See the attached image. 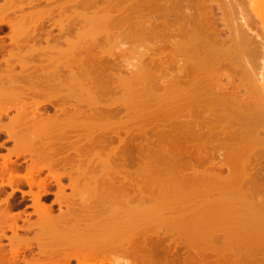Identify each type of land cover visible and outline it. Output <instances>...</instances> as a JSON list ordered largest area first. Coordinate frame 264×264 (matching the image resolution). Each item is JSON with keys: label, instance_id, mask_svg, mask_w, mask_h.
Instances as JSON below:
<instances>
[{"label": "bare ground", "instance_id": "6f19581e", "mask_svg": "<svg viewBox=\"0 0 264 264\" xmlns=\"http://www.w3.org/2000/svg\"><path fill=\"white\" fill-rule=\"evenodd\" d=\"M7 1V5L8 3L14 2L13 6L18 7L16 8L17 10H20V8L21 10H23V5H30L28 8L31 9V11H34L33 9H35V7L39 5L38 3V5L32 6L34 5V3L32 4V2L26 4L24 3L25 0H23V5H20L22 3L21 0H17V2L16 0ZM26 1L34 2V0ZM46 1V4L50 6L51 4H49V0H45V2ZM67 1H65L64 4H66ZM72 1H76V3H74L75 7L77 6V3H80L86 5V8L89 9L87 12L90 13L88 14L87 12H85L87 9L84 8L83 5V9H86L84 10V12L81 7L80 9L74 8L76 10H74V12L77 14V16L79 15L80 18H84V20H86L85 23L87 25V29L88 27L89 29L86 30V26H84L83 24V27L85 28H80L81 31L79 27H77L78 29H76L75 27V30H78L79 32L77 31L78 34L77 32H75L77 37H75L74 40H72V37L71 39L69 38V40H66L67 37H63V40L65 38V42H69V47L64 48V46L62 47L59 42V44L56 43L59 39L62 40V38H58L62 34H60L58 37H53L55 39L58 38V40H54L56 42L50 41L49 39L51 38L46 39L50 37L48 36V34H50L53 30L51 29V23L50 28L45 30L46 33H48L47 35H45V32L43 33V28L42 31L40 29H38V31L39 33L41 31V34L43 33L44 36H42V38L45 43L50 42L51 44V42H53L52 45L56 46L57 49H55L56 47L53 48L52 45L50 46L48 43V46L50 47L46 48L47 44H44L46 48L45 50L43 44L40 41L41 38L39 39V41L42 44V47H40V43H38V41L35 42L39 37L35 36L34 38V35L33 38L35 39V43H33V40H31L32 36L30 35V37H27V33L28 31L30 33V29L33 28L31 25H33V22L36 23L38 19L35 17L32 18V20L36 19V21L34 20L33 22L31 21V18H29L30 21L27 19L28 17H30L27 16L28 14L30 15V10L27 11V14L21 13L23 15H21V17L16 21H13L14 19L12 20L10 18L11 21L9 22V24L12 31L10 30V28H8V31L13 32L12 36L9 37L12 38V42H15H13V47L15 46L16 49L12 48L14 51L19 49L17 51L20 52L21 49L23 51H26V49H28L29 52H26L29 54L31 51L35 52L34 49H38L37 47L40 45L39 47L44 49L42 50L39 48L35 52L36 54H32L35 55L33 56V58L35 57V59L36 56L42 57L39 54H43L44 50L45 55H48L47 51L49 55L52 54H50L49 51L52 52L58 50L57 53L61 51V55L59 56L64 59V67L67 66V71L69 67L72 71L74 70V73H72V71L70 72L69 69L70 74L69 72L63 74L64 72L62 66V68L59 64H57L58 66L56 65L59 68H56L55 65L53 66V64H56V57H59L58 54L55 53L56 51L53 52L56 54V57L54 56L55 54H53L55 60H52V62H48L45 64V61H50V58L48 59L45 55L44 56L45 58H47V60L44 61L43 59L44 62L42 61V65L40 63L41 58H37L38 60H36L40 63L42 68L44 65H46V67L49 65L47 68L44 66V69L49 73L41 68V73L43 70V74L45 72V74H42V76L45 77V75L47 76L48 74L47 78L49 79H47L46 77V79L44 78L46 82L47 80L49 82V80L51 81V78H54L55 80H53L57 83L60 81L62 75H64L63 77L66 78V80L62 77L63 79L60 81L63 84V81L65 83L68 80L65 75H70L71 78L69 76L68 77L70 80H72V82L70 81L69 84L67 83L68 85L64 86V84L62 85L59 82L60 84H57L59 89H56L55 86L53 87V85H51L52 82H49L47 87H45L46 83L42 81V85L44 88L41 87V89H39V87H35L33 85L34 88L26 89L28 86L25 87L26 83L24 82L27 81V78L23 81L25 88L18 87L13 83V85H10L9 82H12L14 80L12 79L8 82L7 79L14 76L17 73V70L14 69L15 74L11 73L14 68L12 67L13 65L11 66L12 69L10 68V70L12 71H8V68L10 67L8 65L9 63H5L9 67L2 64L3 62L1 61L3 60V58L5 61V59H10V56L8 55L9 53L13 54V51H11L10 49L11 47L5 48L4 46H2L9 53L3 52V54H6L5 57L7 58L1 55L3 58H1L2 60L0 59V64H2L3 67L5 66L7 68L3 70L4 72H6L7 70V72L5 74L2 70H0V74L2 73L7 75L8 73H10L8 75L11 77L7 76V78L5 76L7 78L6 79L3 75H0L4 77V81L6 79V81L3 82V80H1L2 77H0V101L4 103L3 101L6 99L5 106L0 102V112L2 113V115L3 113H7V109L11 106L13 107V105H16L17 103L14 102V104H12V102L15 99H21L23 96H29L32 94L31 97L29 96L32 102L29 101V98H23L25 99V103L20 101L21 104H19V102V105H16V110L18 111L20 109V111H18V113L16 111L15 114L10 117L8 121H6L7 123L5 122L4 124V122H2L3 126H0V131H5L6 133H4L9 136H7L8 139L10 138L15 141V144L13 143L15 149L11 148V150L9 148L11 151L8 154L1 155L3 158V160H1L2 164L0 163V178L2 179L1 186L7 183V185L9 184V186L12 188L11 192H13V189H17L15 186L12 187L14 176L19 175L21 177V172L15 173L16 166L9 165V162L7 161L11 158L12 154H14L15 156L23 155L26 158L27 153H29L30 156L27 155L29 156L28 159H30L29 161L32 160L30 163L34 165H30L31 168H29V171L27 170L30 175L27 173L28 180L26 179V182L29 181L31 188L33 186V183L36 186L38 185L37 187L35 186L36 188H38V192L32 190L33 188L31 189L35 193V196L32 197V199L34 200H32V206L34 207L33 213H36L38 217L35 221H31V219L27 218L28 216L25 217V219H23L24 217H22L21 219L23 220V222L27 220L28 223L26 222L27 225L26 223L24 225V223L22 222L23 225H20L18 223V218L21 215H19L18 213H14L15 211L13 212L11 206H9L8 204V196H11L12 193H10L6 197H2V201L0 199V264H20L21 261H23L24 264H72L74 260H76V263L78 264H99V262L101 263L105 261L108 263L116 262L118 264H123V262H125V259H129V262L126 261L127 264H176V262L178 264L181 258V261L187 260V264H195L198 260L201 261V264H264V171H262L264 167V152L260 153L258 150L259 147H256L257 142L263 141L264 143V139H262L263 137L259 135L261 133V127L264 125V112L254 116L251 115L249 111L246 112L249 109H245L246 111H244L243 104H241V101L237 98V92L240 88L239 85L236 86L235 84L234 86L236 87L233 86V89L231 87L232 90L225 85L227 88L226 90L225 87L221 88L222 85H220V87L216 85L218 83V80L216 81V84L214 83V81H212L213 85L207 84L208 79L211 77L210 75L215 74V71H212V69H210L211 67H208L209 62L212 61L211 64L213 67H215L216 65V67H219L218 65L221 61H216H219V55H213L209 57V59L211 58L210 60H205L206 54L207 56L209 55V53L206 52H212L209 51V49L213 47L216 48V46L218 45L221 47L224 42L228 40V37L229 40H235V37L236 39H239L238 42H232L234 44H241L243 42L245 43V45L249 44L250 42L248 40L251 41V39L249 38L251 34H247L250 31L247 21L245 23H243L241 20L239 21L240 23L236 21L235 24L238 26L236 28L232 27L235 29V31H237L235 32L233 31L234 29L231 30L232 28H230V26L232 25L231 22H229L231 21L230 15H226V19L222 16L223 23L229 28L231 32V34H228L227 39L222 40L219 37L220 33L218 27L209 28L212 25H210L209 22L206 23V21L208 20L206 19L208 17L206 15L207 13H210V6L206 7L208 8L207 10H209L206 13L200 11L195 12L194 9L197 8V5L194 2L195 8L192 9L193 11H191V8H189V10L187 9V12L185 14L180 11L181 14L184 15V18H181V25L180 23H177L176 26H174V29L171 28L173 27L172 25L171 27H168V23H166L167 18H169V14L173 11V9L167 7L171 10V12H168L166 15H164V10L161 9L162 11L160 12H164L162 14V17H165L163 19L164 21H166L160 23H162V25L167 24V27H163L164 29L171 28L173 30L177 29L179 31L180 27L184 25L185 21H187L186 23L192 21L196 26V28L195 26L192 27L193 24L192 26H190L191 24L188 25L190 26V28L187 26V28H189L193 32L191 33L190 30V32L187 31V33H190V36H186L188 39L185 36H181L182 34L185 35L186 32L183 33L184 31L180 29V40L182 37L183 38L181 41H178V43H174L173 47L175 48L171 51L172 53L169 52V59H171V62L174 63V61L176 62V58L179 55H183L182 53L185 52L190 54L192 53V57H190L188 61L186 60V66L185 64H182L181 71L179 73L172 76L170 75L171 77H168L165 74V71H167L166 69H168L169 65L167 62L168 58L165 59L167 57L165 53V56L163 55L165 58L161 55L164 51L161 52V54L159 53L157 55L152 54V52L150 51H147V47L144 45V42L148 41L146 39L147 37H145V41L142 40L141 37L140 43H143L144 46H142L146 48L141 50L143 53L138 50V52H140V55L138 54L140 56L138 58L140 59H137L139 61H137L138 64H135L133 70L129 69L130 71L126 72V69V71H124L125 73L123 72V70L121 73L120 69L119 71H117V66L119 68V65L117 64L118 61H116L115 59L116 53L114 55L113 52L114 48H119V46L117 45L119 44V41L116 39L120 38L122 41V39H124V35H130L129 37H127V39L132 40L131 35H133V38L135 39H133L134 42H136V40L138 41L139 38H136L137 36L134 37L135 34H133L132 32L131 34L128 33L129 30L138 32V29L140 28V30H142V33L145 32L148 29L147 26H151V23H148L151 21H149L148 19H152V21L156 19L159 23L157 17L160 16L152 13L149 15V10H151L152 8H160L159 6L165 5L166 1ZM203 1L201 0L202 4ZM229 1L232 2L231 4L233 5L231 6L234 8L233 2L235 0ZM6 2H4L3 5L1 2L0 5L2 6V9H0V24L5 21L6 24H8L7 21H9L6 20L7 18H5V13L7 14L9 10L8 8L11 7L9 5L11 4L8 5V8H5ZM18 2L20 4H17ZM36 2H39V0H37ZM57 2L58 1L55 0V2L53 3ZM50 3H52V1ZM226 4L229 3L226 2ZM220 5L222 6V4ZM225 5H223L224 7H219L220 9H223V11H221L223 12L222 15L225 14L224 8L227 7ZM19 6H22L23 8H19ZM31 6L32 8H30ZM49 6H47V10ZM167 6L169 5L167 4ZM231 6L229 5L228 8H232ZM55 8L56 11H52L53 13L59 10L57 7H54V9ZM167 8L166 10H168ZM44 9L43 11L46 12L47 10ZM64 9H62L61 11V13L63 14L65 10H68ZM77 9L78 11L82 10L81 12L83 13H78ZM131 10H134L133 18H129L127 15V12ZM49 11L45 14H49ZM52 12H50V14ZM31 13L33 14V12ZM34 13L38 15L39 13H42V11L37 12V10H35ZM202 13L204 16L202 15ZM212 13L213 11H211L210 14ZM226 13H228L227 10ZM177 14L178 13L175 12V15ZM39 16L41 17L39 18ZM42 16L43 15L41 14L36 16L40 19V22L38 23H42ZM46 16H48L49 18V15ZM51 16L52 14L50 15V19ZM54 16H52V19ZM233 17L234 16H232V19ZM26 19L29 23L26 21ZM182 19L184 21H182ZM55 20H57L58 22L61 21V19L58 18ZM135 20H143V22H128H133ZM87 22H89L90 26ZM154 22H152V25L154 24ZM78 23L80 24V22ZM203 23H205L206 25L209 24V31L206 30V26V28H204ZM61 24L62 28L64 27L63 29L66 30L65 25L63 26V23ZM117 24L118 26L120 24V28L117 27ZM35 25L37 26V24ZM57 25H60V23ZM114 25L118 30L116 28H113ZM154 25H157V23L155 22ZM177 25H179L180 27L178 26L179 28H176ZM81 26L82 25H80V27ZM125 27H128L127 29H129L127 35L124 31L120 32V30L122 28L124 29ZM153 27L154 26H152V28L150 29H153ZM185 27L183 26V28ZM126 28L125 30H127ZM114 29L118 31L117 34L120 35L118 36V38H116L117 34H115L116 31ZM171 29L168 31H171ZM64 30L61 29L62 32H59L64 33ZM177 30L171 32L177 33ZM66 31L65 34L67 33ZM152 31L153 35L155 34V36H153L152 33L150 34L149 31L151 39L152 37H158V35L156 34L160 31H158L157 29L155 30V33L154 30ZM11 32H9L8 34H10ZM165 32L163 30V33ZM241 32L243 34H241ZM163 33L160 35V37L162 36V38H167L166 36H163L165 35ZM99 34L101 38V35L103 34L105 38L107 37L106 39L104 38V41L108 42H105L107 45L112 43L114 44V46L117 45V47L113 46L114 48H112V45H110V47L107 46L108 48H105V45L103 44L104 46L102 45V49V47L98 46L99 44L97 35ZM145 34L141 36H145ZM50 35H55V33H51ZM231 35H233V38L231 37ZM246 35H249L247 37L249 39H246ZM25 37L28 38L27 41L24 40L27 39ZM88 37L91 39L89 40ZM111 38H113V40ZM165 38L163 39L164 41ZM29 40L32 41L31 44L36 45V43H38V45H36V47L34 48L31 47L30 44L31 48L27 47L23 49L22 46L26 47ZM24 42L26 45L24 44ZM149 42L150 41H148L147 43ZM2 43L4 44L6 42L2 41ZM122 43H124V41ZM140 43H138V45ZM147 43L145 44L147 45ZM57 44L61 47H58ZM119 45H121V43ZM125 45L123 47H125ZM147 46L151 47L153 45L150 46L148 44ZM249 46L251 47V45ZM2 47L0 44V49ZM149 47L148 50H151ZM52 48L54 50H52ZM138 48H140V45ZM187 48H189V51L191 52H188ZM124 49L125 48H123V50ZM40 50H42L43 53ZM94 50H96V52ZM100 50L101 53H98L100 52ZM25 51L22 52L21 55H26ZM18 52H16V54L14 52L15 55L13 56H16ZM149 53H151V55ZM21 55L19 56L20 58ZM32 55H26L28 56L27 58L25 56L21 59H29L30 56L31 59ZM187 55L190 56L189 54ZM242 55L245 54L243 53ZM258 55L259 54H257V56L255 57L256 60ZM71 56L74 57L72 58ZM188 56L185 57L188 58ZM250 56L252 55H249V58ZM20 58H16L18 64H23V66V62H26L25 64H27L28 60L26 59L23 62L19 63V61H22ZM248 59V62L246 63H248V65H251L249 64L250 61ZM10 61L11 63L14 62V60ZM58 61L61 60L58 59ZM227 61L229 63V60ZM69 62L70 64L67 65V63ZM2 65H0V68H2ZM37 65L39 64L37 63ZM37 65L34 66L38 68L37 70H39L40 65ZM71 65L74 67H72ZM29 66L33 65L30 64ZM50 66L52 68H56V71H54V68L53 70H51ZM25 67L26 65L24 66V68ZM48 68L52 73L47 70ZM60 68L62 69L61 71ZM58 69L61 76L59 75V71L57 72ZM23 70L24 69L22 67V71ZM206 70L210 71L207 72ZM31 71L34 72L36 70L32 67L31 70L29 69V76H31L30 81L31 79H33L32 76H34L33 73L31 74ZM27 72L25 71L23 73L28 74ZM71 73L74 75L72 76ZM56 74L60 76V78L58 79L59 81L56 80V78L58 77H54L57 76ZM50 75L53 77L50 78ZM214 77L215 76H212L211 78L215 80ZM228 77L230 78V76ZM211 78L209 79V83ZM6 82H8V84H6ZM56 83H54V85H56ZM204 83L206 86H204ZM241 85H243L242 80ZM30 86L32 85H29V87ZM33 94H37L36 96H38V94H44L42 96H45L47 98V100L45 101L50 103H55L53 99L56 98L57 100H60L61 97L64 100L68 101L69 96L73 95L74 99H70L74 102V109H72L73 111L69 110V106L66 105L67 102H64V100L62 101L61 99L60 101L65 103L66 106H64V104H62L58 100L59 102H56V107H58L60 103L63 105L62 106L60 104V107L58 109L56 108L60 112L56 113V110L54 109L55 111L53 110L52 112L55 113V115H51L48 113V111V114H45L43 111L44 109H42L40 113L39 110L41 108L38 109V106H36L35 103L39 105L41 102L39 101V99H35L36 97ZM64 96L68 97H66L65 99ZM73 96L70 97L73 98ZM32 97L33 99H31ZM43 97H41L40 99H42ZM256 98L259 102L258 97ZM33 100H37L38 102L36 101L34 103ZM26 101H29L27 104H29V106L32 105L33 108H31L32 106L28 108ZM261 101L259 103H261ZM9 103L11 106L6 107V104L8 106ZM33 103L35 105H33ZM25 104L27 106H25ZM55 105L53 106L55 107ZM19 106H21L22 108H18ZM34 106H36V109L34 108ZM258 106H256V108L254 109L260 107ZM232 107L233 110H235L234 112H239V117H236L237 115L235 116L233 112L232 117L231 115L227 114V109L229 108L230 111ZM30 108L32 111V115L30 111H28ZM34 111L38 113H34ZM257 112H259L258 109ZM66 113L68 114L67 116H65ZM62 114L64 115L63 117H61ZM184 115H187V117H185L186 119H184ZM233 117L235 119H233ZM231 121H235V124L233 125L232 123V125H230ZM2 123L0 125H2ZM230 126L233 130L230 128ZM230 129L232 130V132L230 131L231 133L228 132ZM211 137H217L216 140L219 138L217 142L218 146L221 145V147H223L225 145L228 148V152H226V154L229 161L226 168L229 173L227 175H225V173L223 175L221 174V172L214 173V170H210L207 167V169L205 168L204 170H199V168H196L193 164L188 165L187 163L186 165L184 164L186 162L183 161V163L180 161V164H177V162L179 161L178 159H181L182 157L185 161L184 156L196 159L198 161L200 160L199 162H202L201 160L207 153L203 154L202 149L200 150L199 147L209 145L211 143L209 142ZM220 141H222L221 143H223L224 145L221 143L219 144ZM54 145L62 147L66 146L65 149L68 146L69 150L68 148L67 150L69 152H71V149L74 148V151H72L74 154V156L72 154L73 158L71 157V154H65L67 152H63L64 156L62 155V157H65L64 159L68 160V162L67 160L65 162L70 163L69 159L71 158V164H73L74 162L72 166H74L77 162L80 165L83 164L85 166H80L79 164L75 165L77 167L79 166L80 168H73V177L70 175V173L72 172L66 174L67 176L70 175V180L72 179V189H74L75 193L78 194L77 196L74 193V195L77 196V200L73 197H71L70 199L69 195L67 197V195L65 194L66 187L64 184H62L61 176H59L64 170L65 173L68 168L60 169L59 167H57L59 168L58 170L53 166V169L51 165V167L49 166L50 163H46L51 170L49 173L50 175H55V170L60 172L59 175L58 173H56L57 175H55V178L54 176L51 177L54 179L57 178L55 182H57V187H59L57 189L56 198L54 200H56V202H59L60 206L61 204H64L67 207L66 210H61L59 214H55L53 212L52 204L42 200V193L44 194L49 191L47 182L45 183V180L37 182L38 180H41L38 178L37 180L34 179V182V175H32L33 170H37L39 169V167L43 168L45 166V163L43 164L45 160H43V162L39 160H42L45 157H49L50 160H47L51 162V156L53 154L56 156L58 155L56 153H60H53L56 150L54 148ZM196 147L198 148L196 149ZM138 150L140 151V154L142 156L137 154ZM56 151H58V149ZM50 153H52V155H50ZM65 155H70V157H66ZM137 156L141 158L143 157V161H139V159L142 160L139 157L138 161H136ZM52 157L54 160L55 157ZM148 157L150 158L148 159ZM57 158H60L59 155L56 156L55 159ZM116 158L119 162L116 161L118 164L115 163L114 165ZM64 159H57L58 161H56L55 163H61V161ZM25 160L27 161V158ZM47 160L46 162H48ZM162 160L168 162V166H170V164L171 166L168 167L164 165L162 163ZM11 161H13L12 158ZM131 161L133 162V164L137 162L136 165H134L135 167L133 168V170L128 166L129 162ZM139 162H141V164H139ZM52 163H54V161ZM86 163L89 164L90 167L89 165H85ZM93 164L97 165L91 167V165L93 166ZM182 164H184L185 166ZM35 165L36 167H34ZM72 166L69 167L72 168ZM47 167L46 169L48 171ZM190 167L191 169H188ZM184 168L187 169L184 170ZM52 169L54 171H52ZM138 170L140 173L136 172ZM13 171L16 174H14V176L12 175ZM69 171H67V173ZM121 171H123V173ZM5 173H8V179H5L6 181L3 180V176ZM121 173L125 174L122 176V179L121 177L119 178ZM136 173L139 174L136 175ZM82 178L85 179L83 180ZM81 179L84 182L81 183ZM31 194L33 195V192ZM7 229L11 230L12 234L10 233V235H7ZM21 231H24L25 234ZM30 231H34L33 236H29V234H26ZM4 237L8 239L7 241L9 242V248L8 246H5V242L3 243ZM182 247L185 250L183 249L181 251H184L185 254H182L181 257L179 253L180 248ZM35 248H37V250ZM26 251H29L31 255L29 254V256H27V254H25ZM121 259L124 261H122ZM200 261L196 264H200Z\"/></svg>", "mask_w": 264, "mask_h": 264}, {"label": "rangeland", "instance_id": "374dc122", "mask_svg": "<svg viewBox=\"0 0 264 264\" xmlns=\"http://www.w3.org/2000/svg\"><path fill=\"white\" fill-rule=\"evenodd\" d=\"M7 1V0H6ZM5 0H0V5H1V2H2V5H3V3L4 2H6ZM35 1V0H34ZM37 1V0H36ZM52 2H55V0L53 1V0H51ZM50 0H49V2H51ZM58 2V5L60 4V5H62V9H64V7H65V9H68V10H65V12H64V15H65V18H66V20L64 21L65 22V24H64V22H63V26L65 25V28H66V30H64L63 28H62V26H60V28L62 29V30H64L63 32H64V34H65V31L67 32L66 34H67V36H65V37H67L66 38V40H69V38L71 39V37L73 38L72 40H74V38L75 37H77V35H76V33L75 32H77L78 30H75V27H76V29H78L77 27H79V29L81 28V29H83V28H85V27H83V24H84V26H86V30H88L89 29V27H88V29H87V25H86V23H85V21L86 20H84V18H80V16L78 15L77 16V14L74 12V8H79L80 9V7L83 9V6H84V8H86V5H84V4H80V3H77V6L75 7L74 6V3H76V1H72V0H70V1H72V2H70L69 0V2L67 1V0H65V1H67L66 2V4H64L65 3V1H59V0H57ZM166 1V4L165 5H162V6H159L160 8H158V9H154V8H152L151 10H149L150 12H149V15L152 13V14H155V15H157V16H160V17H157V19L159 20V23H158V21L156 20V19H154L153 21H152V19L150 20V19H148L149 21H151V22H148V23H151V26H147V24H146V26L148 27V29L145 31V32H143L144 34L145 33H147V34H145V36H141V35H144L143 33H142V30H140V28L138 29V32H136V31H132V30H129V29H127L126 27V29L127 30H125V28L123 29H121L120 30V32H122V31H124V32H126L125 34L127 35V32H128V30H129V32L128 33H130L131 34V32L133 33V34H135V36L134 37H136V38H139L138 39V41L136 40V42H134V38H133V35H131L132 37H131V39L133 40H128L127 39V37H129L130 35H127V36H125L124 35V39H122V41H121V39L119 40V39H116V40H118L119 41V44L121 43V45H119V44H117L118 46H119V48H121V46L124 44L125 45V47H123L122 46V50L121 49H119V48H114L115 46L117 47V45H115L114 46V44H109V45H107L106 43H108L107 41H104V34L103 35H101L102 36V38L100 37V34L99 35H97V40H98V46H100V47H102V49H103V46L105 47V48H108L107 46H109L110 47V45H112V48H114L113 49V52H114V55H115V53H116V55H115V59H116V61H118V65H119V68H118V66H117V71H119V69H120V72L122 73V70H123V72L124 71H126V69H127V71L126 72H128V71H130L129 69H134V66H135V64L137 63L138 64V60L140 59V58H138V57H140L139 55H140V52H142L141 50H143V49H145L146 47V49H147V51H150V52H152V54H155V55H157V54H161V52H163L161 55L163 56L164 55V53H165V55L167 56L165 59H167L168 61V69H166L167 71H165V74L169 77L170 75L172 76V75H175V74H177V73H179L180 71H181V66H182V64H185V66H186V60L188 61V59L190 58V57H192V53L190 54V53H187V52H185V53H182L183 55H179L177 58H176V62L174 61V63H172L171 62V59H169V52L170 53H172L171 51L172 50H174V48L175 47H173L174 46V43H178V41H181L182 40V38H181V40H180V34H181V32H179V31H181V30H183L184 32L183 33H187V31H189L190 29V26H192V24H193V26L192 27H194L195 25H194V23L192 22H188V23H186L187 21H185L184 22V27H185V25H186V27L185 28H187V26L188 25H190V26H188L189 28H187V29H185V28H183V26H179V25H177V27L176 28H179L180 27V29H179V31L177 30V33H175V32H171V31H176V30H173L174 29V26H176V24L177 23H180V25H181V18H184V15H182L181 14V12L183 13V14H185L186 12H187V9L189 10V8H191V11H193L192 9L193 8H195V4L197 5L196 7L198 8V7H200V8H195L194 10H195V12H198V11H200V12H208L209 10H210V13H211V11H213V13L212 14H208L207 13V15L206 16H208L206 19H208L207 21H206V23H208L209 22V24L210 25H212L211 27H209V28H215V27H218V29H219V37L222 39V40H224V39H227V36H228V34H231V32H230V30H229V28L223 23V17L225 18L226 17V15H230V20L231 21H229V22H231V24L233 25H231L230 23V28H232V27H234V28H236L238 25H236L235 24V22L237 21V22H239L240 20L243 22V23H245L246 21H247V24H248V27L250 28V33L248 32L247 34H251V36H249V38L251 39V41L250 40H248L247 42L249 43V44H246L245 45V43L243 42V43H241V44H239V43H232V42H238V40L239 39H236V37H235V40L233 39H230L229 40V37H228V40L226 41V42H224V44L220 47L219 45L218 46H216V48L215 47H213V48H211V49H209V51H212V52H206V53H209V55L207 56V54H206V57H205V60L206 61H208V60H210L209 59V57H211V56H213V55H219V61L218 60H216L217 62H220L219 63V67H216L217 65V63L215 64L216 66V68L215 67H213L212 66V61L211 62H209V65H208V67H211L210 69H212V71L214 70L215 72V74H212V75H210L211 77L212 76H215L214 78H215V80L213 79V78H211V80H210V83H209V79H208V83L207 84H211V85H213L212 84V81H214V83L216 84L217 82V84L216 85H218V87H220V85H222V87L221 88H223V87H225V89L227 90V88H226V86H228V88H230L231 89V87H232V89H233V86L236 84V86L237 85H239V91L237 92V98L241 101L240 103L241 104H243V109H244V111H246L247 109H249V110H247L246 112H250L251 113V115H254V116H256L257 114H260V113H263L264 112V110H262V109H264V0H235L233 3H234V8L231 6V5H233V4H231L232 2L231 1H229V0H202L203 1V4H202V2H201V0H198V1H200L201 2V4H200V2H198L197 0L195 1H192V0H169V1H167V0H165ZM164 1V2H165ZM229 1V2H228ZM8 2V1H7ZM7 2H6V4H5V8H8L9 6V4H12L13 2H11V3H8V5H7ZM16 2H17V0H16ZM21 2H24L23 0H21ZM25 2H29V1H26L25 0ZM39 2H45V0H39ZM47 2V1H46ZM62 2H63V4H62ZM169 2V3H168ZM178 2H180V3H178ZM194 2H195V4H194ZM226 2L227 3H229V4H226ZM56 3V4H57ZM72 3V4H71ZM175 4V5H173V4ZM194 4V5H191V4ZM167 4L169 5V6H167ZM187 4V5H186ZM198 4H199V6H198ZM220 4H222V6L220 5ZM226 4V5H225ZM7 5V6H6ZM76 5V4H75ZM83 5V6H82ZM174 7H172V6ZM185 5V6H184ZM202 7H201V6ZM219 5V6H218ZM223 5H225V6H227V7H225L224 9V11H225V14L224 15H222V13L223 12H221V11H223V9L221 10L219 7H224ZM229 5L232 7V8H228L229 7ZM64 6V7H63ZM79 6V7H78ZM171 6V7H170ZM184 6V7H183ZM187 6V7H186ZM193 6V7H192ZM210 6V7H209ZM2 6H0V9H2L1 8ZM167 7H169L170 9H173V11L171 12V10L169 9V8H167ZM180 7H181V9H180ZM206 7H209V10H207L208 8H206ZM4 8V7H3ZM166 8L169 10H166ZM175 8H177V9H175ZM184 8H186V9H184ZM212 10H211V9ZM9 10H8V12H7V14L5 13V18H7V19H14L13 21H16V20H18L20 17H21V15H23V14H21V13H24V11L23 10H21V11H19L18 13H20V14H18V15H16L15 17L16 18H13L12 16L13 15H11V10H10V7L8 8ZM87 9V8H86ZM86 9H83V12H84V10H86ZM164 10V12H165V14L164 15H166L168 12L170 13L169 14V18H167V22L166 23H168V27H171V25L173 26V27H171V28H173V29H171V31H168V30H170V29H168V28H163L164 26L165 27H167L166 25L167 24H165V25H162V23H160V22H165L164 21V19L163 18H165V17H162V14L164 13H161L160 11H162V10ZM199 9H201V10H199ZM231 9V10H230ZM89 9H87L85 12H87ZM167 12H166V11ZM197 10V11H196ZM226 10H227V12L229 13H226ZM2 11V10H1ZM13 11V10H12ZM76 11V10H75ZM82 11V10H81ZM80 10L78 11V9H77V12L79 13V12H81ZM91 11V10H90ZM181 11V12H180ZM83 12H81V13H83ZM175 12L176 13H178L177 15H175ZM189 12V11H188ZM88 13V12H87ZM90 13V12H89ZM88 13V14H89ZM203 13H202V15H203ZM233 13V14H232ZM26 14V13H25ZM69 14V15H68ZM127 15H128V17L129 18H133L134 17V10H131V11H128L127 12ZM175 17H174V16ZM179 15V16H178ZM234 16L233 17V19H232V16ZM1 16V15H0ZM3 16V15H2ZM68 16V17H67ZM172 16H173V18H172ZM182 16V17H181ZM204 16V15H203ZM205 16V17H206ZM223 16V17H222ZM227 16V17H228ZM238 16V17H237ZM71 17V18H70ZM171 18H172V20H171ZM174 18H177V19H174ZM180 18V19H179ZM236 18V19H235ZM238 18V19H237ZM70 19H71V22H70ZM209 19H210V21H209ZM226 19V18H225ZM228 19V18H227ZM147 20V19H146ZM161 20V21H160ZM169 20V21H168ZM185 20H186V18H185ZM12 21V22H13ZM69 21V22H68ZM138 21V20H137ZM136 20L135 21H128L129 23L131 22V23H136L137 22ZM140 21V20H139ZM138 21V22H139ZM157 23V25H154L155 24V22ZM171 21V22H170ZM174 21V22H173ZM182 21H184L183 19H182ZM78 22H80V24L78 23ZM137 22V23H138ZM140 22H143V20L142 21H140ZM152 22H154V24L152 25ZM173 22V23H172ZM70 23V24H69ZM72 23V24H71ZM78 23V24H77ZM88 24H89V22H87ZM123 23H125V22H123ZM175 23V24H174ZM183 23V22H182ZM240 23V22H239ZM67 24V25H66ZM209 24H205V23H203V25H204V28H208V25ZM238 24V23H237ZM77 25V26H76ZM80 25H82L81 27H80ZM89 26H90V24H89ZM125 26V25H124ZM152 26H154L158 31H160L161 32V30H162V32L160 33V32H157V34L156 35H158V37L156 36V38L154 39L153 37H152V39H151V33H152V35H153V31L152 30H154V33L156 32L155 30V28L153 27V29H150V28H152ZM179 26V27H178ZM206 26V27H205ZM83 27V28H82ZM117 27L118 28H120V24H119V26H118V24H117ZM117 27L114 25L113 26V28H116L117 29ZM195 28H196V26H195ZM206 28V30H208L209 31V28L207 29ZM234 28H232L231 30H233ZM81 29H80V31H81ZM166 29H167V31H166ZM185 29V30H184ZM192 29V28H191ZM85 30V29H84ZM115 30V29H114ZM113 30V31H114ZM118 30V29H117ZM163 30H164V32L165 33H163ZM237 30V29H236ZM83 31V30H82ZM116 31V30H115ZM149 31H150V34H149ZM152 31V32H151ZM191 31V30H190ZM189 31V32H190ZM233 31H235V29L233 30ZM79 32V31H78ZM78 32H77V34H78ZM117 32L118 31H116V33L115 34H117ZM171 32V33H170ZM235 32H237V31H235ZM13 33V32H12ZM136 33H137V35H136ZM159 33V34H158ZM165 34V35H163V36H166L167 38H165V41L163 40L164 38H162V36L160 37V35L161 34ZM167 33V34H166ZM172 33H175V34H172ZM186 33H185V35L184 34H182L181 36H187L188 37V35L190 34V33H187V35H186ZM191 33H193L192 31H191ZM65 34V35H66ZM120 34V33H119ZM124 34V33H123ZM122 34V35H123ZM150 36H149V35ZM171 34V35H170ZM178 36H177V35ZM196 34V33H195ZM234 34H236V33H234ZM233 34V35H234ZM241 34H243L242 32H241ZM71 35V36H70ZM75 35V36H74ZM88 35V34H87ZM86 35V36H87ZM106 35V34H105ZM112 35V34H111ZM114 35V34H113ZM169 35V36H168ZM233 35H231V37L233 36ZM118 36H120V35H116V38H118ZM153 36H155V34L153 35ZM190 36V35H189ZM230 36V35H229ZM242 36V35H241ZM247 35H246V39H249V38H247L248 37ZM92 37V36H91ZM110 37H112V36H110ZM122 37V36H121ZM142 37V38H141ZM145 37H147L146 39L148 40V41H150L149 43H147L148 41H146V42H144V45L146 46L145 48L143 47L144 45H143V43H140L141 42V39L142 40H144L145 39ZM150 37V38H149ZM186 37V38H187ZM230 37V38H231ZM89 38V37H88ZM107 38V37H106ZM105 38V39H106ZM141 38V39H140ZM159 40H158V39ZM212 38V37H211ZM233 38V37H232ZM91 38H89V40H90ZM112 40H113V38H111ZM145 39V40H146ZM149 39H151V40H149ZM185 39V38H184ZM188 39V38H187ZM65 40V39H64ZM144 40V41H145ZM161 40V41H160ZM186 40V39H185ZM257 40V41H256ZM117 41V42H118ZM124 41V43H122ZM126 41V42H125ZM132 41V42H131ZM152 41H153V43H152ZM155 41V42H154ZM159 41V42H158ZM211 41V40H210ZM14 42V41H13ZM13 42H12V46L14 45L13 44ZM67 42V41H66ZM65 41H63L62 42V44H61V46L63 47L64 46V48H66V47H69L70 46V44H69V42H67L66 43ZM106 42V43H105ZM128 42V43H127ZM133 42H134V44H133ZM143 42V41H142ZM156 42H157V44H156ZM15 43V42H14ZM27 43V42H26ZM102 43V44H101ZM115 43V42H114ZM138 43H140L139 45H140V48H138L139 47V45H138ZM145 43H147V45L149 44L150 46L151 45H153V46H151V47H149V46H147ZM152 43V44H151ZM189 43V42H188ZM254 43V44H253ZM24 44H25V42H24ZM66 44V45H65ZM68 44V45H67ZM104 44V45H103ZM239 44V45H238ZM244 44V45H243ZM16 45V44H15ZM26 45V44H25ZM33 45V46H32ZM31 45V47H36V45H34V44H32ZM103 45V46H102ZM138 45V46H137ZM143 45V46H142ZM243 45V46H242ZM249 45H251V47L249 46ZM40 46V45H39ZM37 47L38 49L40 48V47H42V46H40V47ZM60 45H58V47H61ZM98 46H96V47H98ZM114 46V47H113ZM135 46H137V47H135ZM156 46V47H155ZM160 46V47H159ZM241 46V47H240ZM17 47V46H16ZM29 48H31L30 47V45L28 46ZM148 47L151 49V50H148ZM240 47V48H239ZM13 48H15V46L13 47ZM18 48V47H17ZM22 48H25L24 46H22ZM123 48H125L124 50H123ZM161 48V49H160ZM219 48V49H218ZM16 49V48H15ZM56 49H57V47H56ZM97 49H100V48H97ZM96 49V50H97ZM153 49V50H152ZM214 49V50H213ZM13 50V49H12ZM17 50H19V49H17ZM65 50V49H64ZM96 50H94L95 52H96ZM120 50V51H119ZM135 50H137V51H135ZM138 50L140 51V52H138ZM187 50H188V52H191V51H189L190 49L189 48H187ZM224 50H227V51H224ZM243 50V51H242ZM250 50V51H249ZM117 51V52H116ZM134 51V52H133ZM146 51V52H147ZM157 51V52H156ZM160 51V52H159ZM255 51V52H254ZM133 52V53H132ZM136 52H137V54H136ZM183 52V51H182ZM203 52V51H202ZM251 52V53H250ZM98 53H101V50H100V52H98ZM143 53V52H142ZM189 54L190 56H188L187 54ZM210 53H211V55H210ZM213 53V54H212ZM245 54V55H242V54ZM119 54V55H118ZM139 54V55H138ZM150 55H151V53H149ZM168 54V55H167ZM257 54H259L258 55V57H257V60H256V56H257ZM73 55H74V53H73ZM204 55H205V53H204ZM220 55H221V58H220ZM228 55V56H227ZM249 55H252V56H250V58H249ZM255 55V56H254ZM153 56V55H152ZM185 56H188V58L187 57H185ZM223 56V57H222ZM245 56V57H244ZM248 56V57H247ZM72 58L74 57V56H71ZM70 57V58H71ZM135 57V58H134ZM186 58V59H185ZM213 58V57H212ZM223 58H224V60H223ZM227 58V59H226ZM249 58V59H248ZM138 59V60H137ZM221 59V60H220ZM233 59V60H232ZM246 59V60H245ZM247 59L251 62H249V64H251V65H248V63H246V62H248L247 61ZM251 59V60H250ZM71 60V59H70ZM69 60V61H70ZM223 60V61H222ZM227 60H229V63H228V61ZM74 61V60H73ZM138 61V62H137ZM226 61H227V63H226ZM74 63V62H73ZM70 64V62L68 63V65ZM221 64V65H220ZM231 64V65H230ZM236 64V65H235ZM263 64V65H262ZM72 65H74V64H72ZM120 65H121V67H120ZM234 65H235V67H234ZM237 66V67H236ZM247 66V67H246ZM250 66V67H249ZM72 67H74V66H72ZM246 67V68H245ZM69 68V67H68ZM123 68V69H122ZM73 69V68H72ZM209 69V68H208ZM220 69H221V71H220ZM116 70V69H115ZM131 70V71H132ZM74 71V70H73ZM72 71V73H74ZM207 72H209L210 70H206ZM168 72V73H167ZM217 72V73H216ZM125 73V72H124ZM220 74V75H219ZM74 74H72V76H73ZM203 75H205V74H203ZM219 75V76H218ZM165 76V75H164ZM170 76V77H171ZM228 76H230V78L228 77ZM206 77V76H205ZM219 77H221V78H219ZM74 78V77H73ZM206 80H207V78H206ZM218 80V81H217ZM241 80H242V84L243 85H241ZM217 81V82H216ZM207 82V81H206ZM230 84V86H229V84ZM214 84V85H215ZM224 84V85H223ZM226 85V86H225ZM9 86V85H8ZM204 86H206L205 85V83H204ZM203 86V87H204ZM236 86H234V87H236ZM12 87H14V86H12ZM229 89V90H230ZM231 89V90H232ZM36 98L35 99H39V101L41 102L39 105H37V103H35L36 101H34V103L36 104V106H38V109H40L39 111H40V113H41V111H42V106H41V104H42V101H45V100H47V98L44 96H42V95H44V94H38V96H36L37 94H33ZM31 96H32V94H31ZM30 96V97H31ZM69 96V95H68ZM68 96H66V97H68ZM70 96H73V95H70ZM69 96V98H68V101L69 100H73L74 99V96H73V98L72 97H70ZM30 97H28V96H23L21 99H15L13 102H12V104H14V102L16 103V105L20 102V101H22L23 103H25V99H23V98H29L30 99ZM37 97H39V98H37ZM41 97H43L42 99H40ZM66 97L64 96V98L66 99ZM252 97V98H251ZM254 97V98H253ZM256 97H258V99H259V102L261 101V103H259L258 102V100H257V98ZM46 98V99H45ZM57 98H60V97H57ZM71 98V99H70ZM23 99V100H22ZM31 99H33V97L31 98ZM62 99V101L64 100L62 97L60 98V100ZM242 99H243V101H242ZM6 100V99H5ZM3 101L4 103H2V101H0L2 104H4V106H5V102L6 101ZM17 100V101H16ZM54 100H56L55 102H57L58 100L55 98V99H53V101ZM59 100V101H60ZM69 101V103H74L73 101ZM253 100V101H252ZM255 100H256V102H255ZM7 101H9V100H7ZM31 102H32V100H30ZM58 101V102H59ZM62 101H60L62 104H64V106H66L65 105V103H63ZM66 100H64V102H65ZM68 101H66L67 102V104H68ZM10 102V103H11ZM29 102V101H28ZM28 102H26V104L28 103ZM38 102V101H37ZM253 102H255V103H253ZM10 103L8 104V106H7V104H6V107H9V106H11L10 105ZM33 103V105H35ZM60 103V104H61ZM260 106H258L257 104ZM19 104H21V102L19 103ZM18 104V105H19ZM25 104V106H27L28 105V108L30 107V106H32V105H30L29 106V104H27L26 105ZM32 104V103H31ZM59 104V105H60ZM61 104V105H62ZM261 104V105H260ZM16 105L14 104L13 105V107L15 108L16 107ZM17 105V106H18ZM24 105V104H23ZM245 105V106H244ZM3 106V105H2ZM36 106H34V108L36 107ZM63 106V105H62ZM247 106V107H246ZM256 106H258L259 108H257L258 110H259V112H257V109H254V108H256ZM13 107L11 106L10 108H8L7 109V114H10L8 117H6V118H4V119H0L1 120V122H0V124L2 123V122H4V124H5V122L6 121H8L9 120V118L10 117H12L14 114H15V112L17 111L16 109H17V107L15 108V109H13ZM18 108H22L21 106H19ZM27 108V109H28ZM31 108H33V106L31 107ZM31 108L28 110V111H30V113H31V115H32V111H31ZM67 108V107H66ZM36 109V108H35ZM69 109V108H68ZM246 109V110H245ZM261 109V110H260ZM10 110H12V111H14V114H12V111H10ZM33 110V109H32ZM18 111H20V109L18 110ZM18 111H17V113H18ZM235 110H233V107H232V109L229 111V108L227 109V114H229V115H231V117H232V112L234 113V115L236 116V117H239L240 116V114H239V112L238 111H236V112H234ZM255 111V112H254ZM261 111V112H260ZM36 111H34V113H35ZM58 112H60V111H58ZM69 112V111H68ZM16 113V114H17ZM36 113H38V112H36ZM45 113V112H44ZM47 113V112H46ZM57 113V112H56ZM28 114V113H27ZM30 115V114H29ZM55 115V114H54ZM68 114L66 113V115L65 116H67ZM233 115V116H234ZM64 115L62 114L61 115V117H63ZM185 117H187V115H184V119H186ZM190 117V116H189ZM188 117V118H189ZM229 117V116H228ZM181 118H182V116H181ZM200 118V117H199ZM230 118V117H229ZM233 119H235L234 117H233ZM233 121V120H232ZM231 121V123H230V125H232V123H233V125L235 124L234 122H232ZM7 123V122H6ZM199 124H201V123H199ZM229 124V123H228ZM0 126H3V123H2V125H0ZM229 126V125H228ZM230 128L232 129V127L230 126ZM233 128H235V127H233ZM263 128H264V125L261 127V133L259 134V135H261L263 138L262 139H264V130H263ZM229 129V128H228ZM229 130L228 132H232V130ZM230 132V133H231ZM215 137V136H214ZM214 137H211V139L209 140V142H211L209 145H205V146H201V147H199L200 148V150L202 149V153L203 154H206V155H204V158L201 160L202 162H199L198 160H196V159H192V158H189V157H185L184 156V158H185V161H184V159H183V157L181 158V159H178L179 161L177 162V164L179 165L180 164V161L182 162H186V163H184V164H186L187 165V163H188V165L189 164H193L196 168H199V170H204L206 167L207 168H209L210 170H214V173H219V172H221V174H223L224 175V173H225V175H227L229 172L227 171V163H228V161H229V159H228V157H227V154H226V152H228L227 150H228V148H227V146H225L223 143H221L222 141H220L219 142V144L221 143V144H223L224 146L223 147H221V145H219L218 146V144H217V142H218V139L216 140V138L218 137H216V138H214ZM213 138V139H212ZM13 143L15 144V141H13ZM14 144H13V146H14ZM260 144V145H259ZM256 147H259V152L261 153V152H264V143H263V141H260V142H257L256 143ZM200 146V145H199ZM15 147V146H14ZM221 147V148H220ZM227 149H226V148ZM156 148V147H155ZM198 147H196V149H197ZM154 149V148H153ZM151 150H152V148H151ZM181 150V149H180ZM221 150V151H220ZM200 152V151H199ZM205 152V153H204ZM221 152V153H220ZM196 153H197V151H196ZM219 153V154H218ZM137 154L138 155H140V156H142L141 154H140V151L138 150V152H137ZM223 155V156H222ZM206 156V157H205ZM225 156V157H224ZM139 156H137V159H136V161H138V159L139 158H141V157H139ZM222 157H224V158H222ZM150 157H148V159H149ZM142 160H140L139 159V161H143V157L141 158ZM148 159H146V160H148ZM183 159V160H182ZM227 160V161H225V160ZM191 160H193V161H191ZM116 161H118V159L116 158L115 159V162H114V165H115V163H117ZM122 161V160H121ZM119 162V161H118ZM182 162V163H183ZM136 163L137 162H135L134 164H133V162L131 161V162H129V168H132V170H133V168L135 167L134 165H136ZM162 163L164 164V165H166V166H168L169 164H168V162H165V161H163L162 160ZM118 164V163H117ZM139 164H141V162H139ZM142 164H143V162H142ZM184 164H182V165H184ZM85 165H89V164H85ZM94 165L95 164H93V166L91 165V167H94ZM97 165V164H96ZM95 165V166H96ZM99 165V164H98ZM224 165V166H223ZM86 166V167H87ZM170 166H171V164H170ZM170 166H168V167H170ZM185 166V165H184ZM215 166H216V168H215ZM85 167V166H84ZM89 167H90V165H89ZM137 167V166H136ZM77 168H80L79 166L77 167ZM139 168V167H138ZM206 168V169H207ZM219 168V169H218ZM137 169V168H136ZM187 168H184V170H186ZM188 169H191V167L190 168H188ZM262 171H264V167H263V170ZM122 173H123V171H121ZM136 172H139V170L138 171H136ZM120 174V177H121V179L123 178L122 176L123 175H125V174ZM140 173V172H139ZM138 173V174H139ZM137 173H136V175H138ZM135 175V174H134ZM71 176L73 177V175L71 174ZM140 176V175H139ZM71 178V177H70ZM83 179V178H82ZM82 179H81V183L82 182H84V181H82ZM85 179V178H84ZM83 179V180H84ZM72 180V179H71ZM71 180H70V182L68 183V184H64L63 182H62V180H61V182H62V184H64L65 185V191L67 192H65V194L67 195V197H68V195H69V198L71 199V197H73L74 199H77V196H78V194H76L75 193V191H74V189H72L73 187V184L71 183ZM72 184V185H71ZM73 191V192H72ZM74 193L77 195H74ZM72 194V195H71ZM71 195V196H70ZM76 197V198H75ZM72 198V199H73ZM79 198V197H78ZM73 199V200H74ZM78 200V199H77ZM50 204H52V210H53V212L55 213V214H59L60 213V211L61 210H66L67 209V207L64 205V204H61V206H60V204H59V202H56V201H54V202H50ZM30 215V216H29ZM29 215H27V216H25V217H27V218H29V219H31V221H35L36 219H37V214L36 213H34V214H29ZM25 219V218H24ZM23 220L19 217L18 218V223L20 224V225H23V223H24V225H25V223L27 222V220H25L23 223ZM28 223V222H27ZM27 223H26V225H27ZM22 233H24L25 234V232L24 231H21ZM7 235H10V233H11V230H9V229H7ZM12 234V233H11ZM27 235L29 234V236H33L34 235V231H30V232H28V233H26ZM8 239L7 238H3V243L5 244V246L7 247L8 246V248L10 247L9 246V242L7 241ZM8 243V244H7ZM36 250H37V248H35ZM184 248L182 247V248H180V255H181V257H182V254H185V252L183 251H181V250H183ZM35 250V251H36ZM185 250V249H184ZM25 254H27V256H29V254L31 255V253L29 252V251H26L25 252ZM22 257V256H21ZM128 258H130V257H128ZM125 259V258H124ZM132 259V258H131ZM122 260V259H121ZM133 260V259H132ZM132 260H130V261H132ZM181 260H182V258H181ZM179 261L178 262V264L180 263V264H187L188 263V261L187 260H185V261ZM122 261H124V260H122ZM129 262V259L128 260H126L125 259V262H123V264L124 263H126L127 264V262ZM200 260H198L197 262H199ZM77 261L76 260H74L73 262H72V264H78V263H76ZM121 262V261H120ZM181 262H183V263H181ZM196 262V263H197ZM23 263V261H21L20 262V264H22ZM118 264V263H116V262H111V263H108V262H99V264ZM159 263V262H158ZM189 263H190V261H189ZM195 263V264H196ZM24 264V263H23ZM160 264H163V263H160ZM170 264H175V263H170ZM176 264H177V262H176ZM199 264V263H198ZM200 264H201V261H200ZM203 264V263H202Z\"/></svg>", "mask_w": 264, "mask_h": 264}, {"label": "flooded vegetation", "instance_id": "af4514ba", "mask_svg": "<svg viewBox=\"0 0 264 264\" xmlns=\"http://www.w3.org/2000/svg\"><path fill=\"white\" fill-rule=\"evenodd\" d=\"M29 2H30V3L32 2V4L34 3V5L31 4L32 6L38 5V3H39V5L36 6L35 9H33L34 11L37 10V12H38V11H39V12L42 11V13H43V12H44L43 9L45 8V9L47 10V6H49V5L46 4L47 2H45V4H44V2H36V1H34V2H33V1H29ZM29 2H24V3H26V4L28 3V4H29ZM35 2H36V4H35ZM24 3L22 2V3L20 4V3L18 2L17 4L23 5ZM42 3L44 4V6H43ZM52 3H53V2H52ZM52 3L49 2V4H51L52 6L50 5L49 8H48V10L46 11V12H48V11L50 10V11H49V14H45L46 12H44L43 14H42V13H39V14L43 15V16H42L43 18H42V20H41L42 23H38V22H40V19H39V18H40L41 16H39V18L36 17V16H38L39 14L36 15V14L34 13V11H31V9L28 8L30 5H28V6H27V5H23L24 8H23L22 6H19V8H20V7L23 8V11H25V10H26V7H27V10L24 12V13H26V14H27V11H29V10H30L31 12H33V14L30 12V15H29V14L27 15V16H30V17L27 18L29 21H30L29 18H31V21H32V22H33L34 20L36 21V19L32 20V18L35 17V18L38 19V20L36 21V23L33 22V25H31V26L33 27V28L30 29V30H31V31H30L31 34H30L29 31H28V33H27L28 35H27V34H26V35H27V37H30V35L32 36V37H31V40H33V43H35V42H37V41H38V43H40V41H41V43L43 44V47H44V48H45L44 44H47V45H46V48H47V47H50V46L52 45V43H53V42H51V44H50V42H48L49 45H50V46H48V43H45V41H44L43 38H42V36H44L43 33H44V32L46 33L45 30H46V29H49L51 24H52V25H51V29H53V30L51 31V33H52V34L55 33V35H50L51 33H50V31H49L50 34L46 33L45 35L48 34V36H50V37H48V38H46V39L51 38V39H49V40H50V41H54V40H56V39L58 40V38H62V40L59 39L57 42L54 41V42H56V43L59 42L60 45H61L62 42L64 41V40H63V37L66 36L64 33H61V32H62V31H61V28H59V27L62 25L61 23H63V22L66 20V18L64 17V14L61 13V11H62V5L59 4V5H60V6H59V5H57L56 3H53V4H52ZM17 4H16V6H17ZM13 5H14V2H13L11 5H9V6H11V7H10V10H11L10 12H11V15H13L12 17H13V18H16V17H14V16L20 14V13H18V12L21 10V8H20V10H19V9L17 10L16 8H18V7H15V6H13ZM41 5H42V6H41ZM46 5H47V6H46ZM25 6H26V7H25ZM32 6H31L30 8H32ZM58 6L61 7V8H59ZM14 7H15V8H14ZM39 7H41V8H39ZM54 7H57V8L59 9V10L57 9L58 11L55 12V13L52 12V11H56V8L54 9ZM33 8H34V7H33ZM38 9H40L41 11L38 10ZM45 9H44V10H45ZM12 10H13V11H12ZM50 12H52V13H51L52 16H54V14H55V16L53 17V19H52V16H51V19H52V20L50 19V15H51ZM31 14H32V15H31ZM59 14H60V15H59ZM33 15H34V16H33ZM35 15H36V16H35ZM46 15H49V18H48V16H46ZM27 16H26V17H27ZM32 16H33V17H32ZM45 16H46V17H45ZM59 16H62V17H59ZM47 18H48V19H47ZM54 18H55V19H57V18H58V19H61V21L58 22V21L55 20ZM62 18H63V20H62ZM27 19H26V21L28 22ZM43 19H44V20H43ZM46 19H47V20H46ZM6 20H9V21H7L8 24H6V21H5V22H2V23L0 24V35H1V36H0V44H1V47H2V46H4L5 48H9V47H11L10 49H11V51H13V54H12V53H9L4 47H2V48L0 49V56L3 55V56L5 57L6 54H3V52H4V53L8 52V53H9L8 55L10 56V59H5V61L8 60L7 62L4 61V58H3L2 56L0 57V59L3 58V60L1 59V60H2L1 62H3L2 64H4V65L7 66V67L10 66V67L8 68V71L10 70L11 66L13 65V66H12V67H14V68H13V71H12V70H10V71H12L11 73H14V74H15L14 69H16V70H17V73H16L14 76H12V77L8 75V74H10V73H8L7 75H5L6 72H7V70H6V72H4L3 70H5L6 67H5V66L3 67V65L0 64V65H2V66H1L2 68H0V70H2V71L5 73V74H2V73H1L0 75H3L4 77H5V76H6V77H7V76L11 77V78H9V79H7L8 77H7V78L5 77V78L8 80V82H9V80H12V79L14 80V81H12V82H9L10 85H13V84H14V85H17L18 87L23 88V87L25 86L24 83H26V86H25V87L28 86L26 89H29V88L32 89V88H34V86H35V87H36V86L39 87V89H41V87L44 88L43 85H42V81L46 83V86H45V84H44L45 87H47V85L49 84V82H50V83H51V82L53 83V81L55 80L54 78H51V77H53V76H51V75H53V74L50 75L51 81L49 80V82H48V80H47L48 83L46 82L45 79L48 77V74L46 73V74H47V76L45 75L46 78H45L44 76H42L43 71L45 70L44 68L46 67V65H44L45 67L43 66V68H42L41 65H42V61H43V59H44V61H45V60H47V58H48V59L50 58V61H49V60H47V61H45V62L43 61L45 64L48 63V62H52V60H55V57H56V54H55V53H57L58 50H57V51L55 50L56 52H55V51H52V52L49 51L50 54L52 53V54H51L52 56L49 55V53H48V51H47V54L49 55V57H48V55H45V50H46V48H45V50H44V53H43V51H42L44 48H43V49L40 48V49H42V50H40V51H42L43 54H41V53H40V54L38 53V54H39L40 56H42V57H37V56H36V59H37V58H38V59L41 58V62H40L41 65H40V63L37 61L38 59L36 60L35 57L33 58V56H35V55H32V54H36L35 52H36L38 49H34L35 52H33V51L30 50V51H31V52H30L31 54H30V53L28 54V53L26 52V51H28V49H26V51L24 50V51L26 52V55H28V56H29V55H32V58H31V59H30L31 56L29 57L30 60H29V59H26L28 56H26V55H21L22 52H24L22 49H21L22 51L20 50V52H18L17 50H15V51L12 50V48H13V46H11V45H12V43H11V42H12V41H11L12 38H10V37L12 36V32H11L12 29H11L10 24H9V22L11 21V19H6ZM47 21H48V23H47ZM53 21H54V22H53ZM43 22H44V23H43ZM52 22H53V23H52ZM55 22H57V23H55ZM28 23H29V22H28ZM50 23H51V24H50ZM54 23H55V24H54ZM59 23H60V25H57V24H59ZM35 24H37V26H36ZM38 24H39V25H38ZM41 25H43V26H41ZM54 25H55V26H54ZM52 26H53V27H52ZM35 27H37V28H35ZM39 27H40V28H39ZM57 27H58V28H57ZM8 28H10L11 31H8V30H9ZM42 28L44 29V31H43V33L41 34ZM32 29H33V30H32ZM35 29H36V30H35ZM38 29L41 30L40 33H39ZM32 31H33V32H32ZM36 31H37V33H36ZM59 31H61V32H59ZM9 32H11V33L8 34ZM57 32H58V33H57ZM56 33H57L58 35H57ZM35 34H36V35H35ZM38 34H39V36H38ZM60 34H62V35L59 36ZM33 35H34V38H35V36H36V37H39L35 42H34L35 39L33 38ZM56 35H57V36H56ZM9 36H10V37H9ZM24 36H25V35H24ZM51 36H52V37H51ZM54 36H55V37H58V36H59V37L55 39V38H53ZM27 37H25V38H27ZM45 37H46V36H45ZM45 37H44V38H45ZM40 38H41V39H40ZM1 39H2V40H1ZM29 39H30V38H29ZM39 39H40V41H39ZM64 39H65V38H64ZM24 40L27 41L28 38H27V39H24ZM49 40H48V41H49ZM60 40H61V41H60ZM2 41L6 42V43L3 44ZM26 41H25V42H26ZM29 42H30V43H29ZM29 42H28V45H30L32 41L29 40ZM38 43H36V44L38 45ZM41 43H40V45L42 46ZM56 43H54V44H56ZM59 43H58V44H59ZM58 44H57V45H58ZM28 45H27L26 47H25V46H24V47L27 48ZM31 45H32V44H31ZM52 47L54 48V47H56V46L52 45ZM3 48H4V49H3ZM25 48H23V49H25ZM28 48H29V47H28ZM53 48H52V50H54ZM32 49H33V48H32ZM48 49H49V48H48ZM50 49H51V48H50ZM55 49H56V48H55ZM1 50H2V51H1ZM14 52H15V54H16V52H18L17 55L20 54V55H21V58H24V57L26 56L25 59L29 61V64H28V61H27V64H25L26 62H23L25 59H21V58L19 57L20 55H19V56L16 55L17 57H16V56H13V55H15ZM28 52H29V51H28ZM32 52H33V53H32ZM53 52H55V53H53ZM60 52H61V51H59V53H57L58 56L61 55ZM38 54H37V55H38ZM53 54H55V55H54L55 57H53ZM8 55H7V56H8ZM44 55L47 56V58H45ZM22 56H23V57H22ZM13 57H14V58H13ZM15 57H16L17 59L20 58L22 61H19V63L23 62V63H24V66L26 65V67L24 68L23 64H22V65H21V64H18V61H17V59H16ZM43 57H44V58H43ZM52 57H53V58H52ZM59 57H60V56H59ZM59 57H56V58H57L56 60L58 61V59H59V60H61V61H58V62H57V61L55 60V63H56V64H53V66L55 65L56 68H59V67H57V66H58L57 64H59L60 67H61V66L63 67V72H64L63 74H65L66 72H69V69H70V68H68V71H67V70H66V69H67V68H66V67H67L66 64H65L66 67H64V64H63L64 59H62L61 57H60V58H61V59H60ZM5 58H7V57H5ZM12 58H13V59H12ZM34 59H35V60H34ZM10 60H12V61L14 60V62H13L14 64L11 63ZM15 60H16L17 62H16ZM15 62H16V63H15ZM34 62H35V63L37 62V63L40 65L39 70H37L38 68L35 67V66L37 65V63L35 64ZM66 62H68V61H66ZM70 62H71V61H70ZM5 63H7V64L9 63V64H8L9 66L6 65ZM32 63H34V64H32ZM44 63H43V64H44ZM53 63H54V62H53ZM30 64L33 65V66H29ZM18 65H19V66H18ZM34 65H35V66H34ZM39 65H37V66H39ZM50 65H52V64H50ZM56 65H57V66H56ZM67 65H68V63H67ZM27 66H29V67H27ZM48 66H49V65H48ZM48 66H47V67H48ZM71 66H72V65H71ZM22 67H23V69H24L23 71H22ZM31 67H32V68H35L36 71H34V72L31 71V74L33 73L34 76H32L33 79H31V81H30V77H31V76H29V75H30V74H29V69L31 70ZM47 67H46V68H47ZM62 67H61V68H62ZM27 68H29V69H27ZM41 68L44 69V70L42 71V73H41V70H42ZM50 68H51V70H53L54 67L52 68V67L50 66ZM56 68H54V69H55L54 71H56ZM61 68H60V71L62 70ZM64 68H65V70H64ZM6 69H7V68H6ZM11 69H12V68H11ZM32 70H34V69H32ZM47 70H49V68H48ZM2 71H1V72H2ZM25 71H26V72L28 71V72H27L28 74L23 73V72H25ZM39 71H40V72H39ZM45 71H46V70H45ZM49 71H50V70H49ZM58 71H59V69L57 70V72H58ZM60 71H59V75L61 76ZM71 71H72V70L70 69V72H71ZM46 72H48V71H46ZM70 72H69V74H70ZM48 73H49V72H48ZM50 73H52V72L50 71ZM53 73H55V72H53ZM61 73H62V72H61ZM24 74H26V75H24ZM44 74H45V72H44ZM44 74H43V75H44ZM71 74H72V73H71ZM11 75H13V74H11ZM56 75H57V76H54V77H58V78H56V80L59 81L58 79L60 78V76H59L58 74H56ZM67 75H68V74H67ZM3 76H0V77H2L1 80L4 79ZM25 76H27V77H25ZM28 76H29V77H28ZM63 76H64V75H62V77H63ZM68 76L70 77V75H68ZM68 76L65 75V77H67L68 80H67L65 83H64V81H63L64 86H65V85H68V84L70 83V81L72 82V80H70ZM41 77H42L43 80L41 79ZM62 77L60 78V81L64 78V77H63V78H62ZM26 78H27V81H25V82L23 83V81L26 80ZM28 78H29V80H28ZM44 78H45V79H44ZM70 78H71V77H70ZM6 79H5V81H6ZM47 79H49V78H47ZM53 79H54V80H53ZM64 79L66 80V78H64ZM32 80H33V81H32ZM44 80H45V81H44ZM5 81L3 80V82H5ZM34 81H35V83H34ZM60 81H59V82H60ZM68 81H69V82H68ZM8 82H6V84H8ZM59 82L56 83V82L54 81V83H56V85H57V84H60V83L62 84V82H60V83H59ZM12 83H13V84H12ZM30 83H31V84H30ZM33 83H34V84H33ZM40 83H41V84H40ZM52 83H51V85H53V87L55 86L56 89H59L58 85H57V87H56V85H54V83H53V84H52ZM67 83H68V84H67ZM6 84H4V85H6ZM27 84L32 85V86L34 85V86H33V87H32V86L29 87V85H27ZM63 84H62V85H63ZM51 85H50V86H51ZM59 86H60V85H59ZM25 87H24V88H25ZM35 89H36V88H35ZM29 96H31V95H29ZM29 96H28V97H29ZM29 101H30V99H29ZM26 102H27V101H26ZM42 102H44V101H42ZM54 102H55V100H54ZM55 104H56V102H55V103H50V102H46V101H45L44 103L41 104V106H42V109H44V110H43L44 112H45V111H46V112L48 111V113L52 115V114H55V113L52 112L54 109L56 110V111L54 110L55 112H58V111H59V110H57V109H58L60 106L58 105V107H56L57 104H56V105H55ZM68 104H70L71 106L68 105ZM68 104H66V105L69 106V110L73 111L72 109H74V103H68ZM53 105H55V107H54ZM72 105H73V107H72ZM70 107H71V108H70ZM45 108H47V109H45ZM56 108H57V109H56ZM13 109H14V108H13ZM10 111H12V110H10ZM46 112H45V114H48V113H46ZM50 112H51V113H50ZM12 114H14V111H12ZM0 115H2L1 112H0ZM5 115H6V116H5ZM9 115H10V114H7V113L4 114V113H3V115L0 116V119H4V118L8 117ZM4 132H5V131H0V143H1V144H0V156L3 155V154H8V153L12 150L11 148L15 149V147H13V139H10V138L8 139L9 136H8L7 134H5L6 132H5V133H4ZM7 136H8V137H7ZM11 146H12V147H11ZM56 147H57V148H56ZM65 147H66V146H65ZM65 147L54 145V148H55L56 150L58 149V151H56V150L54 151V150H53V151H54L53 153H55V152H60V153H56V154H58L59 157H60V158H57L58 160H60V159H64V158H65V157H62V155L64 156V153H65V152H67V153H65V154H71V157H72V154H73L72 151H74V148L71 149V150H72L71 152H69V151H68V150H69L68 146H67L68 150H67V148L65 149ZM69 147H70V146H69ZM9 148H10L11 150H10ZM63 149H64V151H63ZM66 150H67V151H66ZM63 152H64V153H63ZM60 154H61V155H60ZM27 155H29V153H27ZM27 155H26L27 161L25 160L26 158H25L23 155H22V156H23V157H22V156H15L14 154H12V156H11V158L13 159V161H11V158L7 161V162H9V165L16 166V171L14 170L15 173H17V172L20 173V172H21V173H20V175H22L21 177H20L19 175H16V174L14 173V171L12 172V175H13V176H14V174L16 175V176H14V182H13V186H12V187L15 186L17 189H13V192H11L12 188L9 186V184L7 185V183H5V184H3V185L1 186V183H2L1 180H2V179L0 178V199H1L2 197H4V196L6 197V196H8L10 193H12L11 196H10V195L8 196V197H9V198H8V204H9V206H11L12 211H13V212L15 211L14 213H18L19 215H21V216H19L20 218H22V217L25 218V215L27 216V215H29V214H34V213H33L34 207L32 206V203H33V202H32V200H33L32 197L35 196L34 191H37V192H38V188H36L38 185L36 186V185L33 183V186H32L33 189H32L31 186H30V184H29V181L26 182V179L28 180V174H29L28 171H29V168H31L30 165H32V166L34 165V164H31V163H30L32 160L29 161L30 159H28V157H29L30 155H29V156H27ZM50 155H52V153H50ZM58 155H56V156H58ZM52 156H54V157L56 158V156H55L54 154H53ZM52 156H51V158H52V159H51V162L48 161V160H50L49 157H45L44 159L39 160V161H41V162H43V160H45V162H43V164L45 163V166H44L45 168H44V167L42 168V167H39V166H38L39 169H37V170H33V173H32V175H34V176H33V177H34V178H33V181H34V179L37 180V178H38V179H41V180H38L37 182H40V181H42V180H45V183L47 182L49 191L46 192V193H44V194L42 193V196H41V197H42V200L46 201L47 203H50V202H54V201H56V200H54V199L56 198V192H57V189L59 188V187H57V185H58L57 182H55L57 178H56V179H54V178H55V175H57L56 173H58V175H59L60 172H59V171H56V170L54 171V170H53L54 167H56V169H58V170H59V168H60V169H63V168H64V169H65V168L67 169V168H68V170H66L65 173H64L65 170H64V171L62 170V171H63V172H62L63 174L61 173V175H59V176H61V180H62V182H63L64 184H68V183L70 182V179H69L70 177H69V176H70L71 174L73 175V173H74V171H73L74 169H73V168H76L77 166H75V165H78V164H79V163L77 162V163H75V165H74L75 167L72 166V165L74 164V162H73V164H71V163H72V161L70 160L71 158L69 159L70 163H67V162H68L67 159H66L67 162H65L66 160L64 159V160H62L63 163H62V161H61V163H55V162L58 161V160L55 159V158H54V160H53V157H52ZM65 156H66V157H70V155H68V156L65 155ZM73 156H74V154H73ZM72 158H73V157H72ZM47 159H48V160H47ZM1 160H3L2 156H1V158H0V163L2 164V161H1ZM46 160H47L48 162H46ZM15 161H16V162H15ZM53 161H54V163H52ZM59 162H60V161H59ZM64 162L67 163V164H65ZM10 163H11V164H10ZM33 163H34V162H33ZM46 163H50L49 166H50V165L52 166V168H53L52 171L55 172V175H53L54 178H51V177H53V176L49 174L51 170H50L48 164H46ZM51 163H52V164H51ZM64 164H65V165H64ZM38 165H39V164H38ZM40 165H41V164H40ZM46 165H47L48 167H47ZM68 165H69V166H72V168H70ZM79 165H80V164H79ZM28 166H30V167H28ZM51 166H50V167H51ZM53 166H54V167H53ZM62 166H64V167H62ZM67 166H68V167H67ZM80 166H84V165L82 164V165H80ZM34 167H36V165H35ZM46 167L48 168V171H47ZM57 167H59V168H57ZM26 168H27V169H26ZM69 168H70V169H69ZM27 170H28V171H27ZM69 170H70V171H69ZM60 171H61V170H60ZM67 171H69V172L67 173ZM70 172H72V173H70ZM27 173H28V174H27ZM51 173H52V172H51ZM69 173H70V175L67 176L66 174H69ZM53 174H54V173H53ZM29 175H30V174H29ZM40 176H41V178H40ZM73 176H74V175H73ZM3 177H4L3 180H5V179L7 180V179H8V173H5ZM17 177H18V178H17ZM19 177H20V178H19ZM29 177H30V176H29ZM35 177H36V178H35ZM42 177H43V179H42ZM119 178H120V176H119ZM18 179H20V180H18ZM49 179H51V180H49ZM6 180H5V181H6ZM31 180H32V179H31ZM48 180H49V181H48ZM34 182H35V181H34ZM48 182H49V183H48ZM28 184H29V185H28ZM17 185H18V187H17ZM35 186H36V187H35ZM31 189L34 190V191H32ZM36 189H37V190H36ZM39 190H40V189H39ZM7 192H8V193H7ZM32 192H33V195L31 194ZM37 192H36V193H37ZM3 193H4V194H3ZM6 194H7V195H6ZM3 199H4V198H3ZM1 201H2V199H1ZM33 201H34V200H33ZM17 211H19V212H17ZM24 218H23V219H24Z\"/></svg>", "mask_w": 264, "mask_h": 264}]
</instances>
